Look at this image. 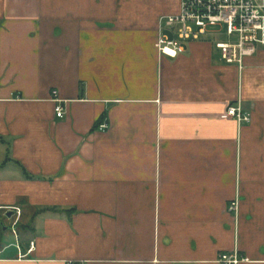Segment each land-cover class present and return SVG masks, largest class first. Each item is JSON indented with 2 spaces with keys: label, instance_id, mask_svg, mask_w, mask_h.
I'll return each instance as SVG.
<instances>
[{
  "label": "crops",
  "instance_id": "obj_1",
  "mask_svg": "<svg viewBox=\"0 0 264 264\" xmlns=\"http://www.w3.org/2000/svg\"><path fill=\"white\" fill-rule=\"evenodd\" d=\"M179 11L0 0V264H264V48L243 69L210 38L161 57Z\"/></svg>",
  "mask_w": 264,
  "mask_h": 264
},
{
  "label": "built area",
  "instance_id": "obj_2",
  "mask_svg": "<svg viewBox=\"0 0 264 264\" xmlns=\"http://www.w3.org/2000/svg\"><path fill=\"white\" fill-rule=\"evenodd\" d=\"M217 28H220L219 32L225 29L229 38L227 42L216 44L221 59L227 65L243 69L245 60L264 48V0H180L179 13L161 19L155 48L161 57L176 60L185 53L186 45L201 40ZM53 95L60 103L56 100L57 93ZM55 112L58 118L65 116L61 103ZM227 117L240 125L251 122V115L244 113L239 104L227 109ZM106 128V125L100 126L101 130ZM238 210L239 202L231 203L229 211L237 214ZM10 211L17 220L20 218V209ZM33 250L34 244L31 243L30 252ZM217 262L245 264L249 260L234 251L221 254Z\"/></svg>",
  "mask_w": 264,
  "mask_h": 264
},
{
  "label": "rangeland",
  "instance_id": "obj_3",
  "mask_svg": "<svg viewBox=\"0 0 264 264\" xmlns=\"http://www.w3.org/2000/svg\"><path fill=\"white\" fill-rule=\"evenodd\" d=\"M220 28H217L215 30H212L210 34L205 36V39H215L216 41H225L227 42L229 40L226 30L223 29L221 32H219ZM216 32V33H215ZM6 219L2 216L0 213V225L4 224ZM9 244H15V239L12 235V232L10 231L9 233H3L0 232V248L9 245Z\"/></svg>",
  "mask_w": 264,
  "mask_h": 264
}]
</instances>
